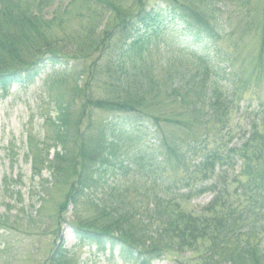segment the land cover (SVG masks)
Returning <instances> with one entry per match:
<instances>
[{"label":"trees","instance_id":"16d2710c","mask_svg":"<svg viewBox=\"0 0 264 264\" xmlns=\"http://www.w3.org/2000/svg\"><path fill=\"white\" fill-rule=\"evenodd\" d=\"M52 1L30 0L31 3H25L23 0H0L2 96L10 94L14 84L26 87L34 83L45 70L59 66L69 70L63 72V75H54L52 80L53 83L64 84L69 79L68 74L75 68L76 58L71 55L73 48L61 46L60 39L53 37L52 33H46L50 22L44 19V15L45 10L52 6ZM74 1L77 0H70ZM172 1L175 2L174 5L163 3L162 6L151 4L150 0H138L126 10L122 9L121 0L86 1L89 9V16L86 17L87 38L92 43L93 52L100 51L101 58L107 56L104 73L107 74L106 84L111 90L112 98L99 99L95 103L86 99L82 104L84 108L78 113L87 115L90 119L97 111L123 117H120L118 125L101 122V131L97 136L87 138L83 135L78 143L75 141V134L79 118L74 115V101H62L58 98L56 108H53L55 117L50 116V112L48 121L55 146L59 145L61 148L55 149L50 158L48 152L40 157L31 155L33 177H40L45 169H50L54 175L67 169L71 161L70 145L73 143L82 157L78 160L85 162L90 170L86 174H80L79 181L77 170L73 169V177L77 179L79 186V189L73 188V200L76 203L81 192L83 195L87 193L90 183L95 185L102 180L101 171L107 172L102 170L103 165L123 166L124 161L118 159L121 140L116 135L125 133L121 123L124 121L125 124L132 125L130 129L134 131L143 118L131 114L146 115L139 113L142 112L139 106L150 99L151 93L158 94L160 89L165 90L167 96L179 102L180 107L190 114L184 121L167 118L168 123L175 124L180 129H193L211 122L226 124L227 121L223 118L228 115L233 98L218 77L221 69L208 56L195 54L186 61L166 65L167 77H156L154 61L148 57V53L150 44L161 35L164 17L169 16L168 11L177 14L182 25L208 33L214 41L226 37L219 30L220 23L209 20V9L203 10L199 4L192 7L179 0ZM262 27L264 28V7ZM26 48H30L31 52L29 58L24 59L21 51ZM7 59L10 60V68L14 70L6 72V69H1L7 65ZM261 60H264V53ZM22 61L32 65H23ZM92 68L94 65L88 68V75ZM80 76L81 74L72 82L75 87L79 85ZM169 88L171 91H168ZM261 124L264 125V121ZM252 130L251 136L244 138L241 143H230L232 129L220 139L223 145L218 147L209 148L211 135L207 131L189 143L192 147L191 156L197 158V162L193 163V177L186 181L190 188L188 193L181 195L182 199H190L189 194L199 195L206 191L215 194L214 200L204 207L201 214L175 213L176 206L171 203V196L174 195L169 192L160 195L157 187L153 196L155 203L148 214L139 210L136 205L127 203V207L124 196L118 198L117 206L111 207L106 202H95L85 195L88 204L96 207L95 217L85 227L87 232L95 234L96 231H103L124 238V241L131 240L147 258L142 264H151L153 259L165 252H180L204 241L208 243L205 244L208 250L206 253L214 260L220 258L228 264H264V247L253 241L257 237L256 232L264 230V223L260 225L256 218L259 211L264 209V133L257 123ZM29 140L31 142L32 137ZM28 154H32L31 149ZM237 165L241 166L238 174L235 173ZM241 174L248 179L242 185V193H238L237 188L232 191L231 187L238 182L237 177ZM203 180L207 181L205 185ZM146 181V176L137 180L138 184ZM210 181L212 182L209 183ZM11 184L5 182L3 190L6 194L12 192ZM239 188L241 191L242 188ZM99 200L102 201L103 198ZM111 217L115 218L114 221L103 225ZM100 222L104 227H97ZM108 226H111L110 229ZM89 237L92 238L90 234ZM93 239L101 244L97 235H93ZM48 264H68L67 252L60 246L57 247Z\"/></svg>","mask_w":264,"mask_h":264},{"label":"rangeland","instance_id":"374dc122","mask_svg":"<svg viewBox=\"0 0 264 264\" xmlns=\"http://www.w3.org/2000/svg\"><path fill=\"white\" fill-rule=\"evenodd\" d=\"M23 1L30 2V0ZM86 1L58 0L55 2L53 0L52 6L45 10L44 19L50 22L46 33H52L53 37L60 39L61 46L73 48L71 55L76 58V63L73 71L71 70L68 74V81L64 84L55 83L56 88L49 92L48 78L55 72L63 75V72H67L69 68L50 69L25 91L18 92V88L12 89V92L20 97L16 101L0 100V220H2L0 264H48L51 255L59 246L68 252V264H122L112 255L109 257L108 254H99L90 243L80 242L73 233L72 226L86 229L85 227L96 214V207L89 205L83 196L77 195L76 203L73 200L75 194L73 188L79 189L77 179L73 177V169L77 170L79 181L80 174L90 171L85 162L78 160L81 156L73 143L70 145L71 161L67 169L55 175L51 170L45 169L40 177L32 176V154L40 157L48 152L52 157L55 149L61 148L59 145L55 146V141L51 137L50 123H44L43 118L52 111L53 107L56 108L58 98L62 101L72 99L74 101V115L79 118L75 134V141L78 143L83 135L87 138L97 136L101 131V122L112 117V114L104 111H97L91 119L87 115L78 113L84 108L82 104L86 99L95 103L99 99L112 98L111 90L106 84L107 74L104 73L107 56L101 58L100 51L93 52L92 43L87 38L86 17L89 16V9L86 7ZM137 1L121 0L122 9H129ZM150 1L151 4L162 6L166 3L175 4L172 0ZM179 1L192 7L199 4L203 10L209 9L211 14L209 20L220 23L219 30L225 34L226 39L215 44L203 32L189 28L187 25H180L177 14L173 15L171 12L170 17L165 21L164 32L158 42L153 45L152 59L155 63L156 77L165 79L168 74L165 63L186 60L193 52L205 50L216 63H221L223 69H228L229 65L224 58H221V55L226 53L228 56L235 57L236 74L232 72L233 79L230 86L238 95V99L231 108L228 119L235 137L238 138L239 134L249 130L254 120L261 119L264 115V72L262 68L260 75L255 72L256 60H261V55L264 53V28L262 27L264 0ZM81 14H83L82 17ZM30 52V48L22 50L21 57L29 58ZM22 64L32 65L26 61H22ZM92 65L94 68L88 75V68ZM10 67V60L7 59V65L1 69H6V72L14 70ZM80 74V78H77L80 80L79 85L75 87L72 82ZM168 91L171 89L169 88ZM149 98L139 106L142 111L139 113L146 114L144 117L154 124L158 122L161 127L158 129L162 136L169 138V141L172 138L183 141V138L195 136L204 131L203 125L193 129L186 127L177 129L175 124L167 122V118H178L184 121L190 117V114L180 107L179 102L167 96L165 90L160 89L158 94L151 93ZM216 126L217 124L211 123L208 127L213 136L217 134ZM149 127L153 128L151 124ZM147 129H144V134ZM30 132L35 137L28 142L27 136ZM159 148V140L157 139L156 142L152 134L148 132L147 137L139 143L132 144L129 150L131 155H134L143 149L153 152ZM30 149L32 154L27 155V150ZM106 169L108 173L113 170L116 173L122 172L120 168L106 167ZM101 174L104 175L103 181L92 188L93 192L90 195L95 201H98L95 198L96 195L108 196L109 201L104 199L103 202L115 207L118 205L119 196L116 195L118 193L114 194L111 191V187L129 185L131 174L114 176L111 173L105 175L104 171H101ZM7 176L12 178L6 180ZM245 177L241 180L245 181ZM5 182H12L11 193L4 192ZM128 194L125 199L127 207H129L128 201H132L137 207L148 202V189L143 194H137L135 191ZM210 198L211 196L207 194L193 201L183 202L182 206L188 210H199ZM114 219L111 217L105 220L103 225ZM97 225V227H104L102 222ZM110 227L108 226L109 229ZM256 239L254 242L260 240L261 246L264 247V232ZM185 254V257L180 258L167 255L154 264H202L204 261L200 260L199 251H187Z\"/></svg>","mask_w":264,"mask_h":264}]
</instances>
